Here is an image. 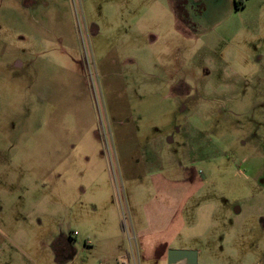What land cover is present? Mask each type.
<instances>
[{"label":"rangeland","instance_id":"obj_1","mask_svg":"<svg viewBox=\"0 0 264 264\" xmlns=\"http://www.w3.org/2000/svg\"><path fill=\"white\" fill-rule=\"evenodd\" d=\"M241 1L0 0V264L101 255L102 234L122 231L92 186L106 173L120 191L110 112L126 124L156 100L137 87L164 78L184 89L162 102L169 124L200 132L185 166L212 173V204L231 209L214 217L222 252L196 264H264V0ZM60 234L72 246L57 263Z\"/></svg>","mask_w":264,"mask_h":264},{"label":"crops","instance_id":"obj_2","mask_svg":"<svg viewBox=\"0 0 264 264\" xmlns=\"http://www.w3.org/2000/svg\"><path fill=\"white\" fill-rule=\"evenodd\" d=\"M212 2L215 5L216 0ZM169 8L167 5L166 9ZM181 8V13L187 14L186 8ZM142 44L146 49L148 43L145 38ZM145 57L140 59V65L141 62L146 65L149 56ZM137 90L134 97L139 101L145 100L146 95H154V105L127 110L129 121L126 124L122 122L118 108L110 112L114 128L111 142L114 143V159L120 172L119 189L128 215L129 232L126 233L122 227L121 232L112 236L104 232L99 239L105 243L101 247V255L98 253L95 259L88 258L85 264H96V260L97 264H167L169 249L195 250L197 258L204 253L218 251L216 242L224 241L219 236V229L224 227L221 224L225 225L226 219L214 217L216 213L220 217H228L226 210L231 209L225 204H212V173H196L184 164L201 158L198 155L202 147L198 137L200 132L193 122L188 121H182L174 130L168 120L170 113L162 105L163 100L178 95L179 90L182 94V84L168 88L164 78L163 85L156 84L148 92L141 91L139 86ZM180 111L182 114L183 109ZM94 131L97 137L98 133ZM98 154L104 159L102 149H98ZM97 175L92 186L98 189L102 206L110 205L102 214L106 218L107 213L112 215L115 212L113 216L119 215L120 218L118 198L110 175L103 173V179L96 185L102 173ZM101 185L102 188L99 187ZM239 211L237 209L235 213ZM91 243L86 240V247ZM71 244V238L63 234L53 239L55 262L63 261L62 257L68 258ZM222 250L219 248L218 252ZM73 260L67 263L73 264Z\"/></svg>","mask_w":264,"mask_h":264},{"label":"water","instance_id":"obj_3","mask_svg":"<svg viewBox=\"0 0 264 264\" xmlns=\"http://www.w3.org/2000/svg\"><path fill=\"white\" fill-rule=\"evenodd\" d=\"M167 264H196V251L191 249H169Z\"/></svg>","mask_w":264,"mask_h":264},{"label":"built area","instance_id":"obj_4","mask_svg":"<svg viewBox=\"0 0 264 264\" xmlns=\"http://www.w3.org/2000/svg\"><path fill=\"white\" fill-rule=\"evenodd\" d=\"M117 198H118V203L120 207V219H121L122 228L126 233H128L129 232L128 215H127L126 207L124 205V201H123L120 191H118L117 193ZM118 264H131V263L121 262Z\"/></svg>","mask_w":264,"mask_h":264},{"label":"trees","instance_id":"obj_5","mask_svg":"<svg viewBox=\"0 0 264 264\" xmlns=\"http://www.w3.org/2000/svg\"><path fill=\"white\" fill-rule=\"evenodd\" d=\"M233 3H234V7L236 9H240V8H243L244 7V5H243V3H242L241 0H233Z\"/></svg>","mask_w":264,"mask_h":264}]
</instances>
